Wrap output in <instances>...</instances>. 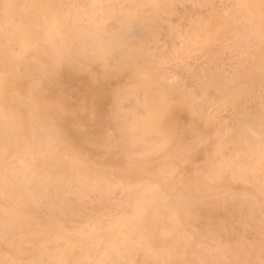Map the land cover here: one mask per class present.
I'll use <instances>...</instances> for the list:
<instances>
[{"label":"bare ground","instance_id":"1","mask_svg":"<svg viewBox=\"0 0 264 264\" xmlns=\"http://www.w3.org/2000/svg\"><path fill=\"white\" fill-rule=\"evenodd\" d=\"M0 264H264V0H0Z\"/></svg>","mask_w":264,"mask_h":264}]
</instances>
